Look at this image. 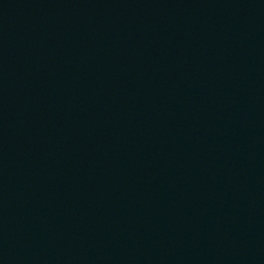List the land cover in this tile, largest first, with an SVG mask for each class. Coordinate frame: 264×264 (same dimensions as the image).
I'll list each match as a JSON object with an SVG mask.
<instances>
[{
    "label": "water",
    "instance_id": "1",
    "mask_svg": "<svg viewBox=\"0 0 264 264\" xmlns=\"http://www.w3.org/2000/svg\"><path fill=\"white\" fill-rule=\"evenodd\" d=\"M0 264H264V0H0Z\"/></svg>",
    "mask_w": 264,
    "mask_h": 264
}]
</instances>
